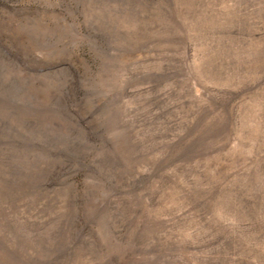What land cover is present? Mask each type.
<instances>
[{"label":"rangeland","instance_id":"obj_1","mask_svg":"<svg viewBox=\"0 0 264 264\" xmlns=\"http://www.w3.org/2000/svg\"><path fill=\"white\" fill-rule=\"evenodd\" d=\"M0 264H264V0H0Z\"/></svg>","mask_w":264,"mask_h":264}]
</instances>
